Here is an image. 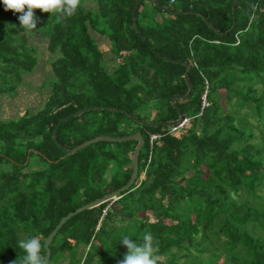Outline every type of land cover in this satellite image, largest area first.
Wrapping results in <instances>:
<instances>
[{
	"label": "trees",
	"instance_id": "1",
	"mask_svg": "<svg viewBox=\"0 0 264 264\" xmlns=\"http://www.w3.org/2000/svg\"><path fill=\"white\" fill-rule=\"evenodd\" d=\"M136 2L81 0L71 17L37 10L31 32L0 3V78L16 81L1 95L40 65L33 37L45 36L55 55L42 107L28 108L19 122L0 120V264L22 258L19 242L30 237L45 256L63 218L130 181L138 141L118 143L126 149L120 156L112 142L66 156L54 140L61 120L93 106L112 109L63 122L59 144L72 150L100 136L141 135L139 177L119 199L67 221L50 244L49 264L79 249L81 264H119L122 238L139 245L145 233L158 264H264V0H236L233 30V0H158L171 11L141 0L144 39L133 22ZM102 39L117 59L111 72ZM186 64L194 89L176 104L189 127L173 133L143 124L179 120L172 99L189 91ZM153 134L160 138L151 145ZM35 156L45 164L30 168Z\"/></svg>",
	"mask_w": 264,
	"mask_h": 264
},
{
	"label": "rangeland",
	"instance_id": "2",
	"mask_svg": "<svg viewBox=\"0 0 264 264\" xmlns=\"http://www.w3.org/2000/svg\"><path fill=\"white\" fill-rule=\"evenodd\" d=\"M32 44L39 45L41 49L40 54V65H38V68L36 72L33 75H29L24 78V80L18 84L15 91H10L7 94H0V120L5 119L6 121H14L19 122L24 120L25 112L28 108H33L35 110H38L42 107V102L45 98H47L48 94L50 93L52 86H49L50 79L48 74H51V61H53L55 55H50L49 52H47V38L43 36L42 34H38L35 37L31 39ZM101 45V49L106 54L104 55V66L107 67V69L111 72V67L114 69L112 65L117 64V59L112 61L113 54L110 53V46L106 39H102L99 41ZM109 60L112 62L110 63ZM3 66L0 67V75H2V69ZM45 78V79H44ZM16 83V81H12L10 78L7 79V82L4 81V79L0 78V87H7L12 84ZM114 143V142H113ZM122 143V142H120ZM118 143H114L113 145H109L110 148H113L116 153L123 154V152L126 150L125 146L123 144L117 145ZM138 145V144H137ZM143 152H145L144 147L142 148ZM141 150V151H142ZM129 152H132L131 148H129ZM134 156V155H133ZM123 160V159H122ZM31 161L30 168H35L37 165L42 166L45 163L41 162L38 157H34ZM1 170H4V165L0 167ZM111 171H117L114 165L111 166ZM144 178V175L143 177ZM80 247V246H79ZM80 250V249H79ZM77 253V250H74L73 252H70L69 254H64L58 257L55 262H59V264H81V254ZM67 257V258H66ZM71 259L70 261L67 259ZM53 264V263H52Z\"/></svg>",
	"mask_w": 264,
	"mask_h": 264
},
{
	"label": "clouds",
	"instance_id": "3",
	"mask_svg": "<svg viewBox=\"0 0 264 264\" xmlns=\"http://www.w3.org/2000/svg\"><path fill=\"white\" fill-rule=\"evenodd\" d=\"M5 11H11L18 16L19 25L25 32L36 29L38 17L35 12L57 15L58 17L73 16L81 3V0H0ZM145 177V174H143ZM115 201V200H111ZM121 244L127 248V253L119 264H158L161 259L155 253L158 251L153 246L151 233H145L143 243L137 244L125 236ZM19 248L24 252L22 258H18L14 264H46V256L42 255V245L39 238L30 237L19 242Z\"/></svg>",
	"mask_w": 264,
	"mask_h": 264
},
{
	"label": "water",
	"instance_id": "4",
	"mask_svg": "<svg viewBox=\"0 0 264 264\" xmlns=\"http://www.w3.org/2000/svg\"><path fill=\"white\" fill-rule=\"evenodd\" d=\"M140 2H141V0H137L135 8L133 10V22H134L135 27L137 28V32L143 38L142 33H141L140 29L138 28L137 19H136V13H137V10H138ZM153 2H154L155 5L160 7L162 10L171 11L168 7L160 6L159 3H158V0H153ZM235 2H236V0H233L235 18H234V25H233L231 30H233L236 27ZM177 13L183 14V12H177ZM186 67H187V72L185 74V79H186V82H187V84L189 86V91H188V93L186 95H177V96H175L172 99V103H173V105L175 106V108L177 109V111L179 113V120L178 121H181L183 119L184 114L182 113L181 109L178 107L176 102L179 99L188 98L191 95V93L193 92V89H194L193 85H192V83L190 81V72H191L192 68H191V66L189 64H186ZM103 109H112V108H110V107L93 106V107H88V108L81 109V110H79V111L67 116L66 118L61 120L56 125V128L54 130V140L66 152V156L74 155V154L78 153L79 151L89 147L90 145L96 144L98 142L120 143V142H129V141H138V145H137V147H136V149L134 151V156H133V174H132V177H131L130 181L128 182V184L126 186H124L123 188H121L120 190H117V191H115L113 193L107 194L104 197H102V198H100V199H98L96 201H93V202H91V203H89V204L77 209L76 211L68 214L65 218H63L60 221V223L57 225V227L54 229V231L46 239L45 244H44V248L46 250V255L45 256L47 257L46 258V264H49L50 259H51L50 244H51L52 240L54 239V237L59 232V230L63 227V225L67 221H69L72 217L80 214L81 212L87 211L89 209L96 208L99 205H101V204H103V203H105L107 201L119 199L120 196L122 195V193L128 191L135 184L136 180L139 177V156H140L141 150H142V148L144 147V144H145L144 138L141 135H129V136H126V137L100 136V137H96V138L90 139V140L86 141L85 143L81 144L80 146H78V147H76L75 149H72V150H67L62 145L59 144L58 137H57V132H58V128L60 127V125L63 122H65V121H67V120H69V119H71L73 117L79 116V115H81L83 113L89 112L91 110H103ZM125 113L127 114V112H125ZM131 117L133 118V116H131ZM134 119L137 122H139V123H143L141 120H139L137 118H134ZM178 121L168 122V123H150V124L143 123V124H145V125H147L149 127H152L154 125H162V124L165 125V126H172V125L177 124Z\"/></svg>",
	"mask_w": 264,
	"mask_h": 264
},
{
	"label": "built area",
	"instance_id": "5",
	"mask_svg": "<svg viewBox=\"0 0 264 264\" xmlns=\"http://www.w3.org/2000/svg\"><path fill=\"white\" fill-rule=\"evenodd\" d=\"M167 1L169 2V4L173 5L176 3L177 0H167ZM207 93H208V91H206V93L204 94V96L202 98V105H201V113L200 114H202L204 109H206L209 106V103L207 100ZM191 122H192V119L183 117V119L181 121H178L177 124L171 126V131L173 133H179L180 131H183L185 128H188L189 125L191 124ZM159 138H160L159 134L151 135V145H153L154 142L156 140H158Z\"/></svg>",
	"mask_w": 264,
	"mask_h": 264
},
{
	"label": "crops",
	"instance_id": "6",
	"mask_svg": "<svg viewBox=\"0 0 264 264\" xmlns=\"http://www.w3.org/2000/svg\"><path fill=\"white\" fill-rule=\"evenodd\" d=\"M3 120V119H2Z\"/></svg>",
	"mask_w": 264,
	"mask_h": 264
}]
</instances>
